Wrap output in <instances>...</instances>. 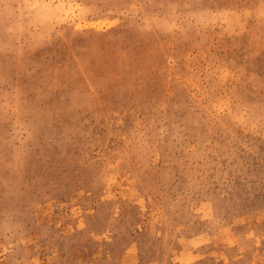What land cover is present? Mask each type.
I'll return each mask as SVG.
<instances>
[{
    "label": "rangeland",
    "instance_id": "374dc122",
    "mask_svg": "<svg viewBox=\"0 0 264 264\" xmlns=\"http://www.w3.org/2000/svg\"><path fill=\"white\" fill-rule=\"evenodd\" d=\"M0 264H264V0H0Z\"/></svg>",
    "mask_w": 264,
    "mask_h": 264
}]
</instances>
